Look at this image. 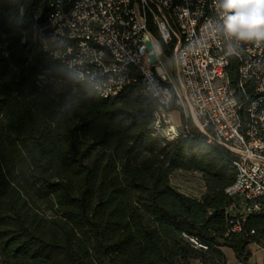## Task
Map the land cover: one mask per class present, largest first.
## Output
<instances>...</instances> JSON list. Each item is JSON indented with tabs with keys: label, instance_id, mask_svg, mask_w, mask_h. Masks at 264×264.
<instances>
[{
	"label": "trees",
	"instance_id": "1",
	"mask_svg": "<svg viewBox=\"0 0 264 264\" xmlns=\"http://www.w3.org/2000/svg\"><path fill=\"white\" fill-rule=\"evenodd\" d=\"M48 3L0 0V264H227L224 249L250 264L264 200L230 232L231 153L189 125L174 142L154 136L140 83L105 100L76 82L32 39ZM175 173L199 176L201 195L180 193Z\"/></svg>",
	"mask_w": 264,
	"mask_h": 264
},
{
	"label": "built area",
	"instance_id": "2",
	"mask_svg": "<svg viewBox=\"0 0 264 264\" xmlns=\"http://www.w3.org/2000/svg\"><path fill=\"white\" fill-rule=\"evenodd\" d=\"M48 8L32 39L76 82L105 100L140 83L157 105L154 136L174 142L189 125L231 153L235 178L225 194L236 199L230 232H238L264 200V43L237 45L213 32L215 0H49ZM154 33L172 46L175 78Z\"/></svg>",
	"mask_w": 264,
	"mask_h": 264
},
{
	"label": "clouds",
	"instance_id": "3",
	"mask_svg": "<svg viewBox=\"0 0 264 264\" xmlns=\"http://www.w3.org/2000/svg\"><path fill=\"white\" fill-rule=\"evenodd\" d=\"M217 19L213 32H221L229 41L264 43V0H215ZM229 50L234 51L232 44Z\"/></svg>",
	"mask_w": 264,
	"mask_h": 264
},
{
	"label": "rangeland",
	"instance_id": "4",
	"mask_svg": "<svg viewBox=\"0 0 264 264\" xmlns=\"http://www.w3.org/2000/svg\"><path fill=\"white\" fill-rule=\"evenodd\" d=\"M164 66L167 69L168 73L175 78V67L173 61L170 59L164 58ZM40 85H46L51 88L56 94H60L64 91V85L52 77H48L46 74L40 76ZM172 185L182 194L191 197H198L203 192V185L200 180V177L194 174H183L175 173L172 177ZM47 216L50 213L46 214ZM253 258L251 262H258L262 254H264V247L252 246L250 248ZM227 257V264H236L235 259L231 252L227 249L223 250ZM191 264H199L198 262H192Z\"/></svg>",
	"mask_w": 264,
	"mask_h": 264
},
{
	"label": "crops",
	"instance_id": "5",
	"mask_svg": "<svg viewBox=\"0 0 264 264\" xmlns=\"http://www.w3.org/2000/svg\"><path fill=\"white\" fill-rule=\"evenodd\" d=\"M252 246H256V245H252ZM252 246H250V248L252 247ZM256 247H258V246H256ZM232 254V253H231ZM226 255V254H225ZM262 255H264V254H262ZM252 258H253V255H252V257H251V259H250V264H260L261 263V259H262V257H261V259L258 261V262H251V260H252Z\"/></svg>",
	"mask_w": 264,
	"mask_h": 264
}]
</instances>
